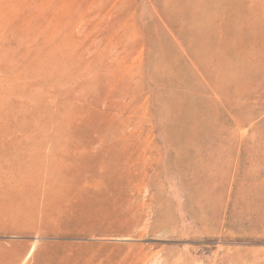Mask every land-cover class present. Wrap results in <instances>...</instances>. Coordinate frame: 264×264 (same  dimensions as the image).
<instances>
[{
    "label": "rangeland",
    "instance_id": "1",
    "mask_svg": "<svg viewBox=\"0 0 264 264\" xmlns=\"http://www.w3.org/2000/svg\"><path fill=\"white\" fill-rule=\"evenodd\" d=\"M0 264H264V0H0Z\"/></svg>",
    "mask_w": 264,
    "mask_h": 264
}]
</instances>
